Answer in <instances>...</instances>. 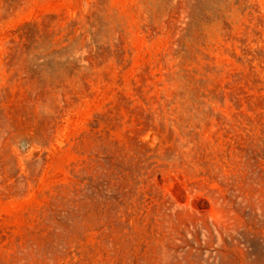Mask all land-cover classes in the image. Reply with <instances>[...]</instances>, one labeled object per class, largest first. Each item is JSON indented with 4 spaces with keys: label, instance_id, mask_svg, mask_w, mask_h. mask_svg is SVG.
Segmentation results:
<instances>
[{
    "label": "rangeland",
    "instance_id": "374dc122",
    "mask_svg": "<svg viewBox=\"0 0 264 264\" xmlns=\"http://www.w3.org/2000/svg\"><path fill=\"white\" fill-rule=\"evenodd\" d=\"M0 264H264V0H0Z\"/></svg>",
    "mask_w": 264,
    "mask_h": 264
}]
</instances>
